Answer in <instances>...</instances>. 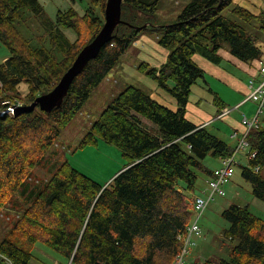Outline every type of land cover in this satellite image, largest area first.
<instances>
[{
    "label": "trees",
    "instance_id": "obj_1",
    "mask_svg": "<svg viewBox=\"0 0 264 264\" xmlns=\"http://www.w3.org/2000/svg\"><path fill=\"white\" fill-rule=\"evenodd\" d=\"M105 4L106 0H91L85 13L69 8L58 11L55 21L44 22L47 17L39 0H0V43L9 51L8 59L0 63V113L17 102L29 104L55 87L101 29ZM157 5L158 0H122L123 23L73 79L61 107L50 113L35 108L31 113L0 115L1 211L10 208L13 196L26 186L61 131L131 44L149 26L160 32L157 43L167 50L166 60L150 69L144 62L139 69H148L146 73L175 99L177 108L135 86L119 91L78 147L102 139L119 147L127 164L104 187L62 162L50 178L35 186L31 202L0 241V264H29L31 249L39 241L70 264H172L181 246L177 235L192 218L190 193L197 183L196 172L210 175L205 159H220L234 151L205 126L185 117L191 88L204 77L193 57L218 65L223 61L219 50L226 42L240 61L260 59L258 37L251 36L239 21L260 22L264 32V12L254 14L233 5V0H191L174 23L152 26ZM25 8L42 19L48 46L33 44L19 30ZM226 9L229 14L223 15ZM62 29L72 30L76 39L70 42ZM22 82L27 84L25 94L18 89ZM214 102L220 111L223 104L215 94ZM263 124L264 118L248 132L249 153L255 155L241 166L243 179L262 201ZM221 215L229 222L224 236L237 244L227 259H206L202 264H264V219L237 204H230ZM199 261L194 259L192 264Z\"/></svg>",
    "mask_w": 264,
    "mask_h": 264
},
{
    "label": "rangeland",
    "instance_id": "obj_2",
    "mask_svg": "<svg viewBox=\"0 0 264 264\" xmlns=\"http://www.w3.org/2000/svg\"><path fill=\"white\" fill-rule=\"evenodd\" d=\"M44 1H50V12L45 10L47 20L44 22H48L49 20L54 21L53 17L57 9L67 10L69 8H74L81 14L85 13L90 7L91 0ZM190 1L191 0H158L156 13L151 18L149 24L152 26H167L174 23L184 6ZM239 1H241L240 5L244 6L243 4H246L250 6L251 10H256V4L258 3L257 0H233V5L238 4L237 2ZM23 11L22 20L18 23L19 30L25 37L32 38L33 44H37L38 46H48V42L45 39V30L40 22L42 19L35 16L28 8H25ZM222 14L228 15V9L223 11ZM239 22L251 36L258 37L257 39L260 40L258 45L263 50L264 32L259 29L260 22L254 21L250 24L242 21ZM147 29L149 30L143 32V34L131 44L114 68L91 91L90 96L83 107L75 114L70 123L61 131L60 136L54 141L49 151L45 154L41 164L26 180V186L22 187L20 191L13 196V200H11L12 202L10 201L9 204L10 208L5 210L2 209L0 211V241L7 236L18 214H20L31 202L35 186L37 187L41 185L45 180L50 178L62 162H69V164L79 172L85 174L96 183L103 186H105L127 164V160L122 155L119 147L114 144L107 143L102 139H98V143L95 145L78 147V144L90 128L91 123L94 122L102 110L110 104L114 96H116V94L126 86L138 87L154 97L162 98L163 95L166 94L162 89H158L156 81L150 78V76L146 73V70L150 69V67L152 68V63H150L151 60L157 64L163 61L165 56V51L158 48V31L153 30L151 26ZM69 31L73 32L72 30ZM149 33L152 34L149 35ZM39 37L42 39L44 38L42 42L38 40ZM144 37L148 39L149 42L144 43ZM221 53L223 61L220 63V67L222 69H229L230 71L228 72L235 74L238 77L240 75L239 71L232 64L226 62V54L228 57H232L229 46L226 42L222 43L220 54ZM8 54L9 51L7 48L0 43V63L2 62L4 56H8ZM57 56L62 57V54L58 53ZM149 57H151V59H149ZM147 59L149 60L148 62L151 66L149 65L148 69L140 70L139 66L146 62ZM194 59V61L198 64H201L203 58L195 56ZM207 72L209 71L207 70ZM244 75L247 76L246 73H244ZM245 76H242V81L247 84L248 77ZM208 77L213 87H218L220 85L222 90L221 93L225 97L231 98L232 96L236 97L237 94H242L241 90L237 89V85L233 87V83H231L233 90L229 91V89H226L223 84L217 83L219 82L218 79L214 80L209 74ZM243 82H241V88L243 87ZM191 90L190 97L192 98L189 99L191 104H193L192 101L194 98V100L198 102L194 105L201 104L203 108H207L211 105L213 96L212 94H209L208 88L205 84H203L201 78L193 84ZM22 93L25 94L26 92ZM166 97L171 96L166 94ZM252 106V104L248 103L240 109H234L231 111V116H237L238 113L242 112V110H251ZM254 113L255 111L252 114L247 113V116L251 117ZM219 125L222 126V128H225V126L221 123ZM211 129L212 132L217 135V131L214 130L213 127H211ZM243 131L244 130H242V132ZM241 135L242 134H240V136ZM221 137L225 138L224 140L228 143V139H226L224 133ZM239 142L235 147L238 146ZM230 144H234L233 141H231ZM248 151L249 147H245L236 153L234 174L232 180L224 186L225 195H215L200 216L198 224L201 228V234L194 238L195 245L191 248V260L198 257V259L203 262L206 259L218 260L227 259L229 257L230 250L237 244V241L230 240L224 236V231L229 227V222L224 219L221 214L222 211L230 204L247 206L253 213L264 219V201L253 195L251 184L246 182L241 175V166L248 165V157L246 155ZM204 165L208 169H213L220 166V160L207 157L204 161ZM262 172L264 173V169ZM196 173L198 178L195 189L191 192L192 194L190 193L192 198L202 194L207 187L206 181L208 175L200 171H197ZM193 217L191 219H193ZM31 253L32 258L29 264L69 263L59 253L40 241L35 243L31 249Z\"/></svg>",
    "mask_w": 264,
    "mask_h": 264
},
{
    "label": "crops",
    "instance_id": "obj_3",
    "mask_svg": "<svg viewBox=\"0 0 264 264\" xmlns=\"http://www.w3.org/2000/svg\"><path fill=\"white\" fill-rule=\"evenodd\" d=\"M257 1H258V3L256 4V10H251L249 5H246V4H243V5L245 6V8L249 9L254 14H259L260 12H264V8H263L264 7V0H257ZM39 2L43 6L44 11L46 10L47 12H50V1L39 0ZM237 3H238V5H240L241 1H239ZM58 11H66V10L57 9V11L55 12L54 17H53L54 21H55L56 13ZM69 30L70 29H62V32L68 38V40L70 42H73L76 39V35L74 32H71ZM153 30H155V29H153ZM150 34H152V33H149V35ZM158 35H160L159 31H158L157 37H158ZM143 41H144V43L149 42V40L146 39L145 37H144ZM259 42H260V40H259ZM158 48H161L162 50L165 51L164 60L161 61L160 63H157V64L151 60L150 63H152V67H159L166 60L167 50L162 48L161 46H159ZM262 53L263 54H262V57L260 59L252 60L251 62H243V61H240L239 59H237L236 57H234L233 55H232V57H228L226 54L225 55L226 62L232 64L239 71L240 75L238 74L239 75L238 77L235 74L228 72V71H230L229 69H227V68L222 69L220 67V64H218V65L213 64L201 56L200 57L203 58L201 64H198L195 61V63L198 64L199 67L204 71V77L201 78V81L203 82V84L206 85V87L208 88L209 94H212L213 98H212L211 105H209V107H207V108L206 107L203 108L201 104L194 105V104L198 103L194 100V98L192 101L193 104H191L190 100H188V103L185 106V117L197 126H205V128L211 134H213L217 138L224 141L231 149L236 148L235 146L239 142V138L242 137V135L240 136V134L243 133L242 130H244V127L241 124L242 114H245L247 116V113L252 114L256 110V105L254 103H250V101L246 100V98L250 92L249 80L251 78L259 79L258 65H259L260 60L264 61V49L262 50ZM219 54H220V50H219ZM220 55L222 57V53ZM8 56H9V54H8ZM8 56H4V58L2 59V62L6 61L8 59ZM195 56H199V55H195ZM194 57H193V59H194ZM149 59H151V57H149ZM222 59H223V57H222ZM148 61L149 60L147 59L146 63H148L150 65V63ZM206 69L209 72H207ZM243 72L246 73L247 76H245ZM207 73L214 80L218 79L219 82H217V81H215V82H217L218 84H223V86L226 89H229V91L233 90L231 83H233V87H235L237 85L238 86L237 89H240L242 94H237L236 97L232 96L231 98L225 97L221 93L222 90L220 88V85L218 87L212 86V83L208 79L209 77H208ZM242 76L248 77V83L247 84L242 81ZM241 82H243L242 85L244 88L243 87L241 88ZM25 86H26V88H25ZM18 89L21 92H27V84L22 82L21 84H19ZM155 91H153V92H155ZM214 94L219 98L220 103L222 102L223 107H230L231 108L234 106L233 110L234 109L236 110V109L242 108L244 105L249 103V104L253 105L252 109L248 110V111L242 110V112L238 113L237 116H231L232 112H230L229 114H227L225 116H220L219 106H217V104L214 102ZM190 96H191V94H190ZM190 96H189V99L192 98ZM152 97L154 99H156L157 101H159L160 103L168 106L171 109L177 108L176 101L173 97H166V94H164L162 98L154 97V96H152ZM209 100H210V98H209ZM191 117H193V118H191ZM220 123L222 125H224L225 128H222V126L219 125ZM211 127H213V129L217 131V135H215L212 132ZM223 133L225 134L226 139H228V143L224 140L225 138L221 137V135ZM229 139H230V141H229ZM231 141H233L234 144L231 145L230 144ZM195 259H198V257Z\"/></svg>",
    "mask_w": 264,
    "mask_h": 264
},
{
    "label": "built area",
    "instance_id": "obj_4",
    "mask_svg": "<svg viewBox=\"0 0 264 264\" xmlns=\"http://www.w3.org/2000/svg\"><path fill=\"white\" fill-rule=\"evenodd\" d=\"M259 79L251 78L249 80L250 92L246 100L256 105L254 115L247 117L245 114L241 116V124L244 131L238 146L235 148L231 155L220 158V166L211 169L210 177L206 181V190L202 194L193 197V211L191 221L186 225L184 230L177 235V239L181 242L180 250L177 252L173 259V264H192L193 260L190 259L191 248L195 245L194 238L201 234V228L198 220L208 204L215 195L224 196V186L232 179L234 174V164L236 153L239 150L249 147L247 141L248 132L261 125L264 118V61L260 60L258 65ZM21 105L17 102L16 105ZM233 108L225 107L221 110L220 116L229 114ZM248 158L254 157V153L246 154ZM258 170V168H255ZM198 264H202L199 262Z\"/></svg>",
    "mask_w": 264,
    "mask_h": 264
},
{
    "label": "water",
    "instance_id": "obj_5",
    "mask_svg": "<svg viewBox=\"0 0 264 264\" xmlns=\"http://www.w3.org/2000/svg\"><path fill=\"white\" fill-rule=\"evenodd\" d=\"M121 3L122 0H106L104 23L101 29L94 36L92 41L82 47L70 67L61 76L60 80L51 91L37 96L29 104L14 105L7 109V112L13 115H19L22 113H31L35 108H38L42 112L50 113L54 108L61 107L73 79L82 72L90 60L97 57L101 48L112 40L113 33L117 26L123 23L121 20ZM147 25L146 23L142 27L144 28ZM4 112L6 111L1 112L0 115ZM68 264H70V261Z\"/></svg>",
    "mask_w": 264,
    "mask_h": 264
}]
</instances>
